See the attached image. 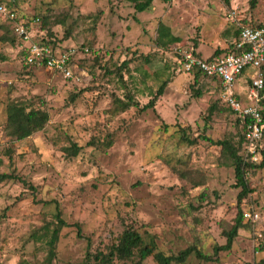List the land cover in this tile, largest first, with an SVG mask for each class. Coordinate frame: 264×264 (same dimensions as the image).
<instances>
[{
  "label": "rangeland",
  "instance_id": "rangeland-1",
  "mask_svg": "<svg viewBox=\"0 0 264 264\" xmlns=\"http://www.w3.org/2000/svg\"><path fill=\"white\" fill-rule=\"evenodd\" d=\"M0 1L38 18L33 37L48 34L60 50L77 49L81 76L75 83L25 67L0 16V174L25 182L0 183V264H48L43 236L56 228L57 213L66 226L50 264H99L94 256H107L128 228L164 255L191 249L211 258L193 252L180 264L264 260V168L248 169L252 192L237 206L231 160L205 138L225 140L243 156V130L220 103L219 84L194 82L177 54L193 48L209 57L227 48L238 26L264 24V0H153L140 13L124 0ZM160 23L179 38L164 49L155 41ZM163 82L154 107L143 109ZM13 100L46 111L44 129L22 141L8 138L5 107ZM126 101L132 106L121 111ZM73 144L80 151L68 157ZM259 146L264 154V136ZM246 210L260 221L241 218L230 250L215 252Z\"/></svg>",
  "mask_w": 264,
  "mask_h": 264
},
{
  "label": "built area",
  "instance_id": "built-area-1",
  "mask_svg": "<svg viewBox=\"0 0 264 264\" xmlns=\"http://www.w3.org/2000/svg\"><path fill=\"white\" fill-rule=\"evenodd\" d=\"M0 16L5 20H13L14 14L0 5ZM38 19L25 26L23 21L14 23V32L23 42L19 47L24 65L44 68L52 73L59 74L65 80L80 82L75 57L78 50L74 48L39 44L33 40L32 27ZM238 37L234 41V48L238 54H222L208 58L198 57L193 49L178 51L179 68L184 73H199L201 76L219 84L218 99L221 104L234 112L244 126L243 159L250 164L260 163L262 160L259 143L264 136V118L262 116V102L264 101V24L258 27L238 26ZM87 51V50H85ZM247 75V76H246ZM247 77L248 82L243 97L237 92V83ZM245 222L254 225L259 215L253 211H242ZM261 238V235H257Z\"/></svg>",
  "mask_w": 264,
  "mask_h": 264
},
{
  "label": "trees",
  "instance_id": "trees-1",
  "mask_svg": "<svg viewBox=\"0 0 264 264\" xmlns=\"http://www.w3.org/2000/svg\"><path fill=\"white\" fill-rule=\"evenodd\" d=\"M127 2H130L133 4V8L135 12H145L148 11L151 7V4L153 0H124ZM11 4V3H10ZM0 5L4 7V5L0 1ZM9 14H14L13 20H5L6 25L10 29L13 38L11 40H8L10 43H14V41L17 42V47L19 48L23 42L20 40V38L15 34L14 32V23L17 21H23L25 26L28 27V23L31 21L38 19V18H29L28 16H25L24 14H18L16 10L14 9H8V7H4ZM262 24H258L256 26H243V27H258ZM238 37V29L236 30V39ZM7 39V38H6ZM5 39V41H7ZM3 40V39H2ZM33 40L39 44H44L46 46H50L53 49L58 47V40H55L52 36H48V34H43L41 36L36 35L33 37ZM156 45L158 48H166L168 45H172L179 41V38L173 36L170 33V30L168 27L164 26L163 24H159L157 28V38H156ZM84 50V49H82ZM88 51V50H87ZM86 51V52H87ZM85 52V51H84ZM239 51H236L234 48V43H230L227 48L222 50H216L210 57H208L209 60H212L214 57H218L222 54H238ZM198 57H200L199 54H196ZM84 59V58H82ZM80 61V60H79ZM23 63V62H22ZM78 63V61L76 62ZM128 62H123L122 67H127ZM24 65V64H23ZM27 68H36L33 66H27L24 65ZM179 66V64H178ZM262 72L264 74V65L262 66ZM194 82H197V80L201 76L199 73H191L190 74ZM205 78V77H203ZM207 79V78H205ZM166 87V82H163L153 99H151L144 107L143 109H150L154 107L155 101L158 97H160L163 94V91ZM201 94H197V97H200ZM129 99V98H127ZM132 101L131 99H129ZM121 103V111L126 110L127 108L132 106V103L129 101L126 102H120ZM227 108V107H226ZM214 107L209 108V113L211 114ZM229 109V108H228ZM230 110V109H229ZM231 111V110H230ZM233 114L234 112L231 111ZM262 116L264 118V101L262 102V110H261ZM5 114H6V120H5V128L4 131L6 133V136L10 138L12 141H22L24 139H27L34 134L40 132L44 129L45 125L48 122V114L44 110L40 109H33L27 107L24 103L20 101H9L5 107ZM237 122L241 125V128L243 130L242 134V142L241 147L244 141V126L242 125V122L240 119L236 118ZM184 139L185 136L183 135ZM208 142L212 143L213 145L219 146L222 152L227 153L231 160V166L234 169V177H235V187L239 188L240 191L237 194V206L241 203V201L252 192L250 188L248 187V182L246 179V174L248 169H263L264 168V154L262 152V160L260 163L257 164H250L244 161L242 156L238 155V149L233 148V146L230 145L227 141H217L213 142L208 138H205ZM189 143H192V141H189ZM80 151V147L73 144L70 146L66 152L68 157L76 156ZM6 180H18L21 183H25L23 180L16 178V176H13L11 174H0V183ZM242 218V211L241 213L238 212L237 216L235 218L234 224L232 228L225 233L226 237V243L224 246L217 247L215 249V252L218 251H229L232 247V243L236 236L238 235V231L243 228V225L241 223ZM56 221L57 226L55 229L52 230L50 235L42 236L45 237L47 244L49 246V256L47 257L48 264H50V258L54 256V247L58 240V234L59 230L66 226L64 221L60 218V214H56ZM40 237V239L42 238ZM35 238L36 236L33 235ZM36 239V238H35ZM195 253L197 258L202 259L204 261H211L210 256L201 254L199 251L186 249L180 252L177 256L172 255H164L162 252L157 250V246L154 243L153 240H146L142 235H140L137 231L133 230L132 228L126 229L119 237L116 244L112 246L107 256H103L102 254H97L94 256V260L101 263H111V260L117 259L119 261H132V264H144V262L148 258H152V260L156 264H173V263H183L189 255L192 253ZM256 264H264V260L259 261Z\"/></svg>",
  "mask_w": 264,
  "mask_h": 264
},
{
  "label": "crops",
  "instance_id": "crops-1",
  "mask_svg": "<svg viewBox=\"0 0 264 264\" xmlns=\"http://www.w3.org/2000/svg\"><path fill=\"white\" fill-rule=\"evenodd\" d=\"M236 40V37L235 38H233L232 40H231V44L232 43H234V41ZM229 43V44H230ZM228 46V45H227ZM226 46V47H227ZM189 49H193V48H189ZM194 50V49H193ZM194 52H195V50H194ZM196 54H198V52H195ZM200 55V54H199ZM200 57H202L201 55H200ZM210 57V56H209ZM202 58H208V57H202ZM247 76V75H246ZM209 80V79H208ZM210 81H212V80H210ZM248 82V79H247V77H245L244 76V78H242L241 80H240V82H238L237 83V92H239V95L241 96V97H243V93H244V89H245V87H246V83L245 82Z\"/></svg>",
  "mask_w": 264,
  "mask_h": 264
}]
</instances>
